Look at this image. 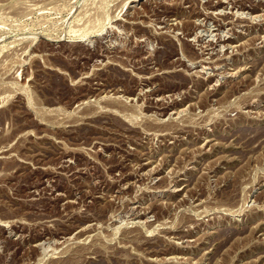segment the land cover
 <instances>
[{
	"label": "rangeland",
	"instance_id": "1",
	"mask_svg": "<svg viewBox=\"0 0 264 264\" xmlns=\"http://www.w3.org/2000/svg\"><path fill=\"white\" fill-rule=\"evenodd\" d=\"M0 264H264V0H0Z\"/></svg>",
	"mask_w": 264,
	"mask_h": 264
},
{
	"label": "bare ground",
	"instance_id": "2",
	"mask_svg": "<svg viewBox=\"0 0 264 264\" xmlns=\"http://www.w3.org/2000/svg\"><path fill=\"white\" fill-rule=\"evenodd\" d=\"M225 1V0H224ZM140 2H142V1H140ZM143 3V2H142ZM223 4V3H222ZM215 5V4H214ZM213 7V6H212ZM219 9V8H218ZM175 20V19H174ZM189 21V20H188ZM197 21V20H196ZM194 24H195V22H194ZM245 39V38H244ZM207 68V67H206ZM208 144V143H207ZM146 170V169H145ZM184 236V235H183ZM189 257V256H188ZM186 258V257H185Z\"/></svg>",
	"mask_w": 264,
	"mask_h": 264
}]
</instances>
